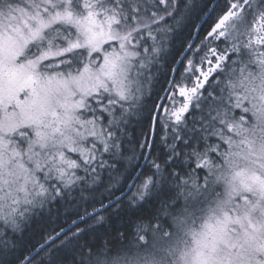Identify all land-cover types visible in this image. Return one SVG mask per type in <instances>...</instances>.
I'll return each instance as SVG.
<instances>
[{
	"label": "snow or ice",
	"instance_id": "6c2138e0",
	"mask_svg": "<svg viewBox=\"0 0 264 264\" xmlns=\"http://www.w3.org/2000/svg\"><path fill=\"white\" fill-rule=\"evenodd\" d=\"M0 264H264V0H0Z\"/></svg>",
	"mask_w": 264,
	"mask_h": 264
},
{
	"label": "trees",
	"instance_id": "16d2710c",
	"mask_svg": "<svg viewBox=\"0 0 264 264\" xmlns=\"http://www.w3.org/2000/svg\"><path fill=\"white\" fill-rule=\"evenodd\" d=\"M202 15V13H201ZM199 18L194 12L191 19L187 22V25L182 28L181 31H179L173 41L171 51L168 53L167 56V62L168 66L167 68H161L160 70V78L159 82L157 83V88L160 87V85L165 84V75L170 74V66L172 64L176 63L177 59H180L181 53L184 52V50L187 48L188 42L193 38V35H190V33H194L196 29L197 23H199ZM202 27L199 30L200 36L195 39V43L193 45V51H189L186 56H183L182 59L185 60V63L188 58H191L194 54L196 45L200 43V40L203 38V36L206 34V30L209 29L210 25L208 23H205V21L202 22ZM200 55H203V52L200 53ZM199 57H197V60ZM180 67V70H183V67L181 65H178ZM143 136L141 134L140 126L133 121L132 124H130L128 129V138L125 143V147L127 149H136L137 151L140 150V146L138 141L142 139ZM159 142L157 138V143ZM147 150L146 148L144 149ZM130 154V153H128ZM155 150L153 151V155H155ZM95 207H98L99 205H94ZM90 210V209H89ZM40 223V221H33L30 226H27V230L23 234V238L21 239L19 236L17 237V240L19 241L18 247L15 250L14 253H12L11 256L8 257V259H14V257H20L23 258V255H25L28 251V248L31 244L35 243L37 240L40 239L41 233L38 230L37 225ZM127 226L126 220H113L112 221V227L116 232H122L125 230V227ZM47 228H50V225L46 226ZM47 251V249L45 250Z\"/></svg>",
	"mask_w": 264,
	"mask_h": 264
},
{
	"label": "bare ground",
	"instance_id": "6f19581e",
	"mask_svg": "<svg viewBox=\"0 0 264 264\" xmlns=\"http://www.w3.org/2000/svg\"><path fill=\"white\" fill-rule=\"evenodd\" d=\"M200 21H201V20H200ZM200 21H199V23H200ZM196 30H197V27H196V29H195V32H196ZM193 39L195 40L196 37L193 36V38H192L191 40H193ZM193 45H194V44H193ZM193 45H192V47H193ZM185 50H186V49H185ZM185 50H184V52H185ZM187 53H188V52H187ZM146 151H147V150H146Z\"/></svg>",
	"mask_w": 264,
	"mask_h": 264
},
{
	"label": "water",
	"instance_id": "95a60500",
	"mask_svg": "<svg viewBox=\"0 0 264 264\" xmlns=\"http://www.w3.org/2000/svg\"><path fill=\"white\" fill-rule=\"evenodd\" d=\"M202 22H203V20H201L199 24H202ZM196 31H197V30H196ZM194 37H195V36H194ZM181 58H182V57H180V59H181ZM177 67H178V65H177Z\"/></svg>",
	"mask_w": 264,
	"mask_h": 264
}]
</instances>
